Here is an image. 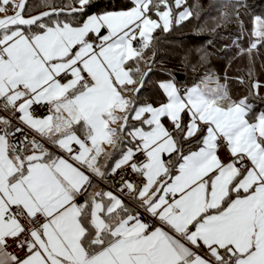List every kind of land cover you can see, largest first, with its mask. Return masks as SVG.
Listing matches in <instances>:
<instances>
[{
  "label": "snow or ice",
  "instance_id": "1",
  "mask_svg": "<svg viewBox=\"0 0 264 264\" xmlns=\"http://www.w3.org/2000/svg\"><path fill=\"white\" fill-rule=\"evenodd\" d=\"M27 5L0 0V264H264V81L250 69L233 99L206 73L183 89L161 82L158 105L139 97L154 33L199 19L200 4ZM213 7L242 26L249 6ZM253 24L238 53L250 62L264 16ZM126 167L141 177L119 182L130 202L96 189Z\"/></svg>",
  "mask_w": 264,
  "mask_h": 264
},
{
  "label": "trees",
  "instance_id": "2",
  "mask_svg": "<svg viewBox=\"0 0 264 264\" xmlns=\"http://www.w3.org/2000/svg\"><path fill=\"white\" fill-rule=\"evenodd\" d=\"M60 1L62 3L64 0ZM60 1L49 0L52 4ZM68 1L70 2L66 0V3ZM257 1L259 8L255 11L253 7L256 0H246L249 7L240 8L241 13H247L241 16L243 20L241 26L235 17L223 22L217 20L216 17L220 15V12L213 7L217 4L235 2V0H188L189 5L197 2L200 4L201 7L198 9L201 13L200 18H192L180 25L174 24L168 33L159 29L154 33V36L159 38L153 41L157 53L156 62L152 65V71L139 93L141 103L158 105L166 101V95L159 87L160 81L164 78L173 79L183 89L199 82L206 73H216L223 79L233 99H239L248 94L247 83L250 69L255 78L264 81V48L258 49V54L253 55L251 62L247 54H238L239 48H248L253 39L254 17L264 16V0ZM41 3L42 0H28L26 15H35L39 11L46 10L38 7ZM222 10L227 11L228 9ZM218 23L219 27H217ZM214 34L218 37L212 38ZM223 37H230L231 41H225ZM197 49H202L204 53H207L205 61L201 62L202 52H198ZM148 54L152 55V51L146 52V56ZM238 78H243L246 83L241 84ZM255 103L258 111L264 110V102L256 100ZM164 122L171 129L170 121L165 120ZM187 150L186 147L185 151Z\"/></svg>",
  "mask_w": 264,
  "mask_h": 264
},
{
  "label": "built area",
  "instance_id": "3",
  "mask_svg": "<svg viewBox=\"0 0 264 264\" xmlns=\"http://www.w3.org/2000/svg\"><path fill=\"white\" fill-rule=\"evenodd\" d=\"M36 111L38 113H40V112H43V109H37ZM31 134L32 133H29V135H31ZM221 155L225 156L224 153H221ZM225 158H227V157L225 156ZM136 160L141 161V160H143V157L138 154L136 157ZM121 178L131 180L133 183H138L139 176L137 174H134L132 172L131 168L126 167L123 170H120L119 173L117 175L113 176L112 179L109 180L110 182H108L106 184V187L108 188V190H111V191L115 192L118 196H121L125 200V202H130L127 195L124 193H121L119 191V187H120L119 182H120ZM9 251L16 252L20 255H23V253L20 252L19 249H17L15 244L11 245V247L9 248Z\"/></svg>",
  "mask_w": 264,
  "mask_h": 264
},
{
  "label": "rangeland",
  "instance_id": "4",
  "mask_svg": "<svg viewBox=\"0 0 264 264\" xmlns=\"http://www.w3.org/2000/svg\"><path fill=\"white\" fill-rule=\"evenodd\" d=\"M58 1H60V0H58ZM58 3V4H57ZM57 3H53L54 5H56L55 7H57V8H61V6L62 5H66V4H68V3H70L69 1H68V3H66V0H64L62 3H61V1L60 2H57ZM258 3V1L256 0V4H255V6L253 7V9H254V11L255 10H257L258 8H259V5L257 4ZM9 14H10V12H9ZM0 15H3V14H0ZM155 18V17H154ZM240 33V32H239ZM218 36L216 35V34H214L213 36H212V38H217ZM225 38V41H231L229 38L230 37H223V39ZM152 55L150 54H148L147 56H146V58L147 57H151ZM210 74H212L213 75V77H219L216 73H210ZM168 80H172V81H174L173 79H170V78H164V79H162L161 81H160V83L161 82H164V81H168ZM175 82V81H174ZM200 82V81H199ZM199 82H197V83H199ZM219 82L221 83V84H224V81H223V79H221L220 77H219ZM196 83V84H197ZM195 85V84H194ZM194 85H191V86H188V87H192V86H194ZM178 86V85H177ZM212 86L213 87H215V84L213 83L212 84ZM179 87V86H178ZM166 102V101H165Z\"/></svg>",
  "mask_w": 264,
  "mask_h": 264
},
{
  "label": "crops",
  "instance_id": "5",
  "mask_svg": "<svg viewBox=\"0 0 264 264\" xmlns=\"http://www.w3.org/2000/svg\"><path fill=\"white\" fill-rule=\"evenodd\" d=\"M176 83V82H175ZM177 84V83H176ZM100 163L101 164H104L105 161L103 159V157H101V160H100ZM112 175L109 174V175H106L103 179H100V178H96L94 177L93 178V183L96 185V189L97 190H100V189H104V190H108V188L106 187V184L109 181V179H111ZM140 180H141V177H139V180H138V183H140ZM111 191V190H110ZM115 193V192H114ZM116 194V193H115ZM128 197V196H127ZM129 201H130V198L128 197Z\"/></svg>",
  "mask_w": 264,
  "mask_h": 264
}]
</instances>
